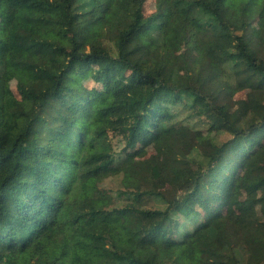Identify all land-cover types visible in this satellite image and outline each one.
Here are the masks:
<instances>
[{
  "label": "trees",
  "instance_id": "trees-1",
  "mask_svg": "<svg viewBox=\"0 0 264 264\" xmlns=\"http://www.w3.org/2000/svg\"><path fill=\"white\" fill-rule=\"evenodd\" d=\"M148 1L0 0L11 10L0 22V264H264L258 211L191 207L225 202L240 170L248 192L264 186V155L253 158L264 137L263 0H154L144 16ZM178 32L197 54L185 81ZM89 70L103 90L83 86ZM8 77L17 97L4 92ZM120 85L129 92L117 102ZM243 90L249 106L233 102ZM199 127L227 139L189 178ZM156 139L170 152L164 167L136 157ZM110 178L121 190L105 187ZM161 179L175 198L156 190Z\"/></svg>",
  "mask_w": 264,
  "mask_h": 264
},
{
  "label": "rangeland",
  "instance_id": "rangeland-1",
  "mask_svg": "<svg viewBox=\"0 0 264 264\" xmlns=\"http://www.w3.org/2000/svg\"><path fill=\"white\" fill-rule=\"evenodd\" d=\"M264 3V0H263ZM154 0H149L144 5V16H148L154 11ZM11 18V10L8 8L0 9V22H7ZM256 23L251 24L252 34L256 35ZM174 41L177 46L176 52L173 55V59L178 67L179 79L181 81L186 80V68L185 62L197 60V54L192 46L187 45L183 41V36L181 32H178L174 36ZM102 63L95 62V69L100 68ZM169 71L166 70L165 75H168ZM84 87L87 89H104V83L102 80L96 77L94 70H89L86 72L81 80ZM15 80L12 77H8L5 85L4 92L5 94L13 97H17ZM128 89L124 86H118L116 88V101L120 102L121 99L128 93ZM251 93L249 90H243L237 92L233 96V102L235 105L245 104L250 105L251 103ZM185 115H181L180 119H185ZM197 126H201L200 122L196 123ZM201 129L197 130L194 133L196 151L192 156H189L190 163L185 168L184 172L187 177L193 178L200 173L202 168L205 166L207 161V154L211 150L210 144L215 140L221 142L227 139L226 134L215 135L213 131H209L206 128L199 127ZM110 140L115 152L119 151L122 147V142L120 137L116 133H110ZM260 141V145L254 148V159L258 160L261 156L264 155V137L256 136ZM170 152L168 149L164 148L163 141L161 139L154 140L150 145L139 148L137 158L148 159L161 167L166 166ZM259 178H264V165L259 169L258 173ZM157 191H159L164 198L171 200L176 197L177 191L168 184L164 179L158 180L154 184ZM105 187L108 189L117 191L121 190L120 183L117 178H110L105 181ZM148 208L152 209H164V205L158 203L154 200H149L146 205ZM191 207L194 210H199L202 213L212 212V213H223L227 210H234L242 216H247L251 210H256L262 216V224L264 226V186L256 189L254 192H248L244 186V174L243 170H240L235 177V185L230 192L229 196L225 202H220L217 199H209L206 201L195 200L192 202ZM180 211L185 213V207H180Z\"/></svg>",
  "mask_w": 264,
  "mask_h": 264
}]
</instances>
